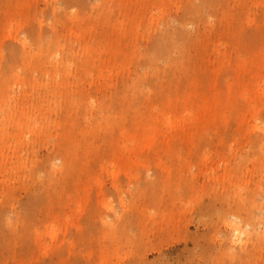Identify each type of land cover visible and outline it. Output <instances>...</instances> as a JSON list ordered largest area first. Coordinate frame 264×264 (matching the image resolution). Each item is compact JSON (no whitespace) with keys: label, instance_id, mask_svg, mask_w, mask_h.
I'll return each instance as SVG.
<instances>
[{"label":"rangeland","instance_id":"obj_1","mask_svg":"<svg viewBox=\"0 0 264 264\" xmlns=\"http://www.w3.org/2000/svg\"><path fill=\"white\" fill-rule=\"evenodd\" d=\"M202 3L0 0V264H264V0Z\"/></svg>","mask_w":264,"mask_h":264},{"label":"bare ground","instance_id":"obj_2","mask_svg":"<svg viewBox=\"0 0 264 264\" xmlns=\"http://www.w3.org/2000/svg\"><path fill=\"white\" fill-rule=\"evenodd\" d=\"M215 3H216V0H204V3H202L200 6H196V7H194L193 8V11H192V16H193V18L195 19V20H202V19H204V17H205V11H206V8L207 7H210V8H212V6H215ZM27 6V5H26ZM17 9H20V8H17ZM12 13V12H11ZM12 16V15H11ZM14 16H15V14H14ZM22 23L20 22V25H21ZM179 27V29H178V32H179V35H181V36H183L185 39H186V36L189 34L188 33V31L186 30V25H184V24H182V25H180V26H178ZM36 38V42H37V44H39L40 46H42V40L44 39L43 38V36H42V34L40 33L39 35H37V36H35ZM223 40V39H222ZM49 41V40H48ZM50 43H53L52 41H49ZM49 42H48V46H49ZM19 44H22V45H20V47L22 46V49L20 48V51H17V50H19V49H16V51H14L13 49L12 50H10V51H8L9 52V54L7 55L8 56V58H9V60H7V57L5 56V59H4V61H5V66L7 67V69H10V72H14V70H15V65L16 64H18L20 61H23L24 59H25V55H24V50H25V52H27V47H26V43H25V41L22 43V42H20ZM224 44H225V46H224ZM115 46H117V45H115ZM222 47H226V43L225 42H222L220 39L218 40V45H217V47L214 45V48L216 49V50H218V56H217V62L218 63H221V64H227V63H229L231 60L232 61H234V63H235V66H234V72L236 73V75H237V79H240V71H242L243 70V64H246L245 63V61H240L237 57H239V56H237V57H234V59H232V57L231 58H227V56L225 55V52H224V54H222L221 53V49H222ZM24 48V49H23ZM218 48V49H217ZM21 50H22V52H21ZM42 48H40L39 50H38V52H40L39 54H41L42 53ZM59 50V48H57V50L55 49V50H53L52 51V53H54L55 55L57 54V51ZM117 49L116 48H110V51H116ZM220 51V52H219ZM19 52H21V53H19ZM29 54H31L32 56H35V55H37L38 53H33L32 52V50L31 51H29ZM42 55V54H41ZM40 55V56H41ZM67 60H65L64 62H62L63 63V65L67 68V62H66ZM260 67H263V69H264V55L261 57V64H260ZM263 72H264V70H263ZM260 73H261V71H260ZM262 75V74H261ZM5 76H7V75H5ZM263 77H264V75H263ZM258 80V79H257ZM66 81V79H65V77H62V80H60L59 82H61V83H63L64 84V82ZM252 88V92L250 93V94H252L253 93V95H252V97L254 96H256L257 95V92L258 93H260L261 94V97H263L264 98V78L262 79V82L260 83V82H258L257 81V84H256V88L255 87H251ZM251 88H249V89H251ZM236 90H237V88H235L234 90H233V92H236ZM215 96H216V94H214V95H212V97H211V99L212 100H210L209 101V103L211 104L213 101H214V99H215ZM253 99H255V98H253ZM252 99V100H253ZM5 102H6V100H5ZM1 109H6V107H4V108H1ZM249 111L250 112H254V111H256V107H251L250 109H249ZM3 114V118H6V117H9L10 116V113H9V111H7V113H2ZM152 115V114H151ZM152 116H154L156 119H158L157 118V115H152ZM165 123L166 124H170V126L171 127H179L180 125L179 124H175V123H173L170 119H166L165 120ZM262 130H263V128L262 127H260ZM264 131V130H263ZM182 133H183V131H182ZM140 143L138 144V143H133L131 146H129V145H124L123 147H122V156H121V159H123V163H122V169H124L125 171H127L128 169H129V166L128 165H130L131 163H138V158H137V156H138V154L139 153H141L142 151H144L145 149H151V148H153L154 147V145L157 143V142H155L156 140H158V137H156V134H155V131L153 130V129H149V131L147 132V133H144V132H142L141 133V135H140ZM165 141H166V139H165V137H163V139H162V142H163V144L165 143ZM257 145H259V147H260V150H261V152L264 154V140H261V139H259L257 142ZM168 151V150H167ZM67 152V151H66ZM128 152V153H127ZM65 153V152H64ZM130 153H133L135 156H129L128 154H130ZM61 154V153H60ZM63 154V153H62ZM62 154L60 155V158H57L58 160H62V161H64V165H63V167H65V169H68V170H72L73 169V163H74V161L72 160V158L70 159L69 158V156H71L70 154H69V156L67 157V158H63L64 156H62ZM65 154H67V153H65ZM64 154V155H65ZM75 156V155H74ZM73 155L71 156V157H73L74 159L76 158V157H74ZM206 159H208V156L206 157ZM76 160V159H75ZM126 162H128V165L126 164ZM75 165V164H74ZM51 166H53L54 167V164H53V162H52V164H51ZM118 167H117V165L116 164H112L111 166H110V168H108V170H109V172H111V173H115L116 172V169H117ZM113 175V174H112ZM37 179H39V176H38V178ZM93 183L95 184V185H97L98 184V179H94L93 180ZM44 188H43V183L40 185V187H39V191H42ZM79 206V205H78ZM235 215V214H234ZM163 221H165V216H164V214H163ZM233 217V216H232ZM238 218V217H237ZM169 219H171V218H169ZM232 219V218H231ZM234 219V218H233ZM235 220V219H234ZM231 221V220H230ZM237 222H238V220H237ZM231 223V225H232V221L230 222ZM236 224V223H235ZM238 224H239V222H238ZM233 226H235V228L238 226L239 227V229H241L242 227L241 226H239V225H233ZM241 227V228H240ZM233 228V227H232ZM234 229V228H233ZM239 229H234V240H235V238H237V237H239V236H241L242 235V232L241 231H239ZM242 230V229H241ZM48 232L50 233L49 235H51V236H54V234H55V232H56V228H55V225L54 224H52L51 226H50V230H48ZM47 232V233H48ZM37 235H38V239H39V237L40 238H42L41 236H43L42 234H38L37 233ZM36 237V236H35ZM57 237V236H56ZM56 237H53V238H56ZM37 239V240H38ZM54 240V239H53ZM41 241V240H40ZM39 242V241H38ZM41 247H42V245H40ZM48 256V255H47ZM46 256V257H47ZM60 256V255H59ZM61 257V256H60ZM59 258V257H58ZM63 262H66L65 264H67V261L66 260H64ZM69 264H70V261H69Z\"/></svg>","mask_w":264,"mask_h":264}]
</instances>
